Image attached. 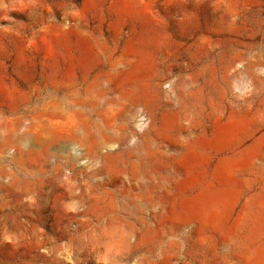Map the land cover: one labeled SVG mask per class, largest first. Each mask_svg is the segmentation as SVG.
I'll list each match as a JSON object with an SVG mask.
<instances>
[{"label":"rangeland","instance_id":"1","mask_svg":"<svg viewBox=\"0 0 264 264\" xmlns=\"http://www.w3.org/2000/svg\"><path fill=\"white\" fill-rule=\"evenodd\" d=\"M0 264H264V0H0Z\"/></svg>","mask_w":264,"mask_h":264}]
</instances>
